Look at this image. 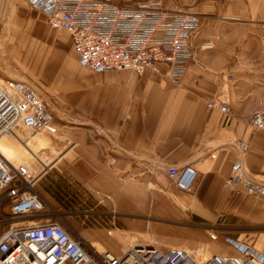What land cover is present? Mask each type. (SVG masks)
Listing matches in <instances>:
<instances>
[{"label": "crops", "instance_id": "0c3cea01", "mask_svg": "<svg viewBox=\"0 0 264 264\" xmlns=\"http://www.w3.org/2000/svg\"><path fill=\"white\" fill-rule=\"evenodd\" d=\"M27 5L19 1L12 9L21 19L27 17L25 43L18 48L11 37L20 57L18 69L10 75L1 60L0 69L6 78L33 82L42 95V87H49L54 115L64 109V129L56 125L66 143L48 166L50 174L66 179L64 187L58 181L53 186L56 192L64 189L74 208L77 187L85 186L96 196L93 203L105 209L142 218L151 211L158 219L169 213L171 198L186 216L200 227L217 229L220 237L238 239L232 224L250 226L242 235H255L252 245L264 252V232L257 230L264 226V198L224 187L238 159L264 183V130L247 123L264 99V0H210L211 20L204 22L196 39L197 60L180 85L151 69L142 75L87 71L69 33L51 27L43 13ZM183 11L207 17L202 10ZM226 87L228 92H223ZM220 93L230 100L227 121L207 106ZM240 140L248 141L246 150L238 148ZM43 143L39 138L34 146ZM159 164H193L199 176L192 192H171L167 173L156 168ZM149 184L162 190L152 192V202ZM40 194L52 208L59 199L55 192ZM2 214L10 221L9 206Z\"/></svg>", "mask_w": 264, "mask_h": 264}, {"label": "built area", "instance_id": "2783aa9c", "mask_svg": "<svg viewBox=\"0 0 264 264\" xmlns=\"http://www.w3.org/2000/svg\"><path fill=\"white\" fill-rule=\"evenodd\" d=\"M25 1L30 9L44 14L51 27L69 33L79 63L87 71L130 70L142 75L151 69L180 85L197 60L196 39L203 17L167 7L163 0ZM222 91L228 92V87ZM207 106L225 121L230 119V100L223 93L210 99ZM247 123L253 130H264V99L253 108ZM19 130L29 135L58 133L55 115L37 86L9 78L0 81V138L19 137ZM237 146L246 150L248 141L240 140ZM156 168L164 170L185 192H192L199 176L193 164H159ZM49 169L43 164L40 171L33 164L15 165L0 152V264H264L263 251L230 235L220 237L215 228L208 231L209 239L221 238L234 254L212 253L208 242L190 249L131 241L119 254L99 249L88 244L42 198L37 186ZM224 187L230 193L242 189L264 198V183L252 176L240 159L232 164ZM5 203L10 221L3 218ZM8 221L11 223L5 227Z\"/></svg>", "mask_w": 264, "mask_h": 264}, {"label": "rangeland", "instance_id": "374dc122", "mask_svg": "<svg viewBox=\"0 0 264 264\" xmlns=\"http://www.w3.org/2000/svg\"><path fill=\"white\" fill-rule=\"evenodd\" d=\"M19 1L27 5L25 0H0V60L4 70L7 69L9 74L16 72L18 69V60L20 59L18 49H13L14 45L12 46L11 37L13 39L15 38L18 42V48L19 44L23 45L26 40L24 35L26 32L27 17L21 19L12 11L13 7ZM125 1L133 2L142 0ZM163 2L167 7L174 9L204 11L203 13L207 17L205 19L203 18V22L206 21V25L211 20L210 0H163ZM200 15L203 17L202 14ZM206 40H208L207 44L210 45L208 46L212 47V41L209 38H206ZM2 70L0 69L1 79H9L5 77L6 74ZM41 91L47 103L52 107L50 88L42 87ZM55 116L57 124L64 129L66 124L64 109H62L61 113H56ZM18 135L24 140L20 139L17 135L15 137L6 136L0 145V152L11 163L15 165L20 163L33 164L38 171L42 169V164L48 168L51 165L49 162H53L66 143L65 135L62 133L59 134V132L56 135H51L46 132L29 135L23 130H19ZM39 138L44 143L39 146H34L35 140H39ZM167 179V185L171 188V192L181 191L170 178ZM65 180L61 174H57L56 172L50 174L48 172L39 181L37 189L40 193L44 191L45 194L55 192V196L59 198L55 205H53V208L58 212L56 215L66 221L74 230L80 232V235L88 244H93L99 249H108L115 254H119L121 247L131 241H133L131 244L134 242L150 243L162 248L184 247L192 249L201 246L202 240H205L208 242V249L212 253L233 254V250L221 238L215 241L210 240L206 234V230L207 232L210 230L207 229L209 227H200L193 218L186 216V212L179 209L172 202L171 198L169 213L163 216L161 215L160 217L162 218H156V214L154 212L151 214V211H147V216L142 218L138 215H125L124 210L117 211L114 208L105 209L97 205V203H93L96 197L95 194L89 188L80 186L77 187L78 191H76V195L74 196L75 207L72 208V205L66 201L67 195L64 189L59 194L53 187L54 185L58 186L57 181L61 187H64L66 184ZM149 188L148 194L151 197L150 202H152V192L156 194L161 193L160 191L162 190H159L154 184H149ZM106 198H110V196L107 195ZM5 204V207H7L8 203ZM232 225L235 227V233L238 234L236 237L239 240L251 243L255 235L250 234L251 232L242 235L250 226L242 223ZM257 230L264 232V226L259 227Z\"/></svg>", "mask_w": 264, "mask_h": 264}, {"label": "bare ground", "instance_id": "6f19581e", "mask_svg": "<svg viewBox=\"0 0 264 264\" xmlns=\"http://www.w3.org/2000/svg\"><path fill=\"white\" fill-rule=\"evenodd\" d=\"M0 80H2V79H0ZM5 139V137H2V138H0V145H1V143H2V141ZM3 155V154H2ZM4 156V155H3ZM5 157V156H4ZM6 158V157H5ZM7 159V158H6ZM8 160V159H7ZM134 243H136V242H134Z\"/></svg>", "mask_w": 264, "mask_h": 264}]
</instances>
